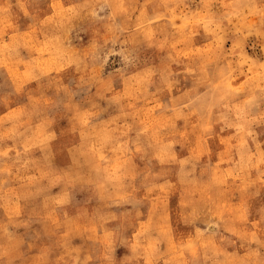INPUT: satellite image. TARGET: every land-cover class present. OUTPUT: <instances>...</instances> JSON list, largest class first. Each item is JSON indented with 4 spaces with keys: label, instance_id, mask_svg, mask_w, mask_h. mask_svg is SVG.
<instances>
[{
    "label": "rangeland",
    "instance_id": "obj_1",
    "mask_svg": "<svg viewBox=\"0 0 264 264\" xmlns=\"http://www.w3.org/2000/svg\"><path fill=\"white\" fill-rule=\"evenodd\" d=\"M0 264H264V0H0Z\"/></svg>",
    "mask_w": 264,
    "mask_h": 264
}]
</instances>
